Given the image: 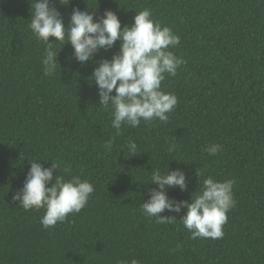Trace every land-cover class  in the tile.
Instances as JSON below:
<instances>
[{
  "label": "trees",
  "instance_id": "1",
  "mask_svg": "<svg viewBox=\"0 0 264 264\" xmlns=\"http://www.w3.org/2000/svg\"><path fill=\"white\" fill-rule=\"evenodd\" d=\"M30 2L0 0V264H264V0H54L66 27L74 8L94 19L110 9L122 27L147 8L180 37L170 50L185 63L161 84L178 98L168 121L124 125L119 136L91 75L120 41L80 65L69 60L70 42L50 37L61 49L57 73L45 76ZM129 140L139 151L132 156ZM214 143L222 151L211 156L204 149ZM39 160L59 161L54 177L79 176L95 189L79 213L47 229L43 208L12 199ZM168 168L187 176L186 191L166 188L176 200L190 201L208 176L235 180L222 238L192 239L184 208L160 214L176 218L169 224L145 215L142 203L158 188L152 174Z\"/></svg>",
  "mask_w": 264,
  "mask_h": 264
},
{
  "label": "clouds",
  "instance_id": "2",
  "mask_svg": "<svg viewBox=\"0 0 264 264\" xmlns=\"http://www.w3.org/2000/svg\"><path fill=\"white\" fill-rule=\"evenodd\" d=\"M59 3L67 4L68 0H59ZM30 4V29L35 38L45 45L41 60L45 76L51 77L57 73V57L61 49L54 48L50 37L62 45L65 40L70 42L73 52L69 60L75 59L80 65L86 64L102 49L107 51L120 41L119 51L110 59L102 58L91 75V81L98 88L99 106L106 111L111 110V127L116 130L115 136L121 135L124 125L135 128L140 126L142 120L168 121V113L177 106L178 98L174 93L164 91L161 84L166 78L165 74L175 76L185 60L170 50L179 46V35L171 27L162 26L161 22L155 20L150 9L136 12L133 23L122 27L117 13L110 9L94 19L92 10L74 8L66 27L54 0H32ZM59 67L61 69L60 63ZM115 136L103 145L107 152L112 151ZM124 147L131 156L139 152L135 141L129 140ZM175 150V144L169 146V152ZM204 150L215 156L222 151V147L214 143ZM40 161L30 162L23 186L12 199L19 201L25 210L43 208L41 224L47 229L65 221L70 213H79L95 189L93 183L79 176L67 180L59 174L54 177V170H60L59 161H52L51 167H44ZM197 175L200 177L202 173L197 171ZM150 181L158 188L151 189L149 199L142 203L147 217H154L156 223L169 224L176 218L160 214L165 209L179 213L184 208L186 212L180 219L192 239H219L224 236L227 213L236 204L234 179L218 181L208 176L203 179L195 197L192 194L190 201L170 198L166 192V188L176 186L181 191L187 190V176L182 169L168 168L166 174L157 169ZM131 264L140 262L133 259Z\"/></svg>",
  "mask_w": 264,
  "mask_h": 264
}]
</instances>
